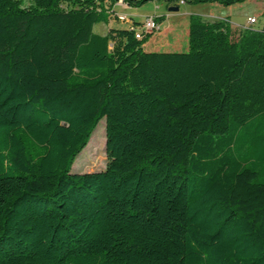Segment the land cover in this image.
Returning a JSON list of instances; mask_svg holds the SVG:
<instances>
[{
	"label": "trees",
	"instance_id": "obj_1",
	"mask_svg": "<svg viewBox=\"0 0 264 264\" xmlns=\"http://www.w3.org/2000/svg\"><path fill=\"white\" fill-rule=\"evenodd\" d=\"M119 1L154 0H0V264H264V25L147 51L93 32ZM103 119L105 168L73 172Z\"/></svg>",
	"mask_w": 264,
	"mask_h": 264
},
{
	"label": "rangeland",
	"instance_id": "obj_2",
	"mask_svg": "<svg viewBox=\"0 0 264 264\" xmlns=\"http://www.w3.org/2000/svg\"><path fill=\"white\" fill-rule=\"evenodd\" d=\"M22 4L27 6L28 3L31 2V0H21ZM208 4H183L180 5V10L178 12H168V2L165 0H154L152 2H148L144 5L138 6V7H125L124 5H115V11L117 14H121L125 16L126 18H132L134 22L142 23L146 17H158L165 15L167 16L166 22L161 27V32L166 30L167 28H170L171 30L174 29V27L178 26L182 21L183 18L181 17V14L183 10L188 9L191 14H197L199 15V12H204ZM238 10V9H236ZM241 13L236 14V16L233 18L234 23L237 25H244L246 23V16L247 13L256 14V10L254 6H251V3L248 5H245L240 11ZM190 14V15H191ZM114 23H119V21H116ZM264 25V14H259L257 16V22L252 25L251 27L253 29H259ZM246 26L247 23H246ZM106 28V25H103L102 23L96 24L93 27V32L96 34H102L104 33ZM172 38L173 36H166L164 37L163 41L169 43V47L164 48L162 50H159V52H178L182 53L187 50V28H186V35L185 37L179 36L176 45L172 44ZM184 38V39H183ZM162 41V42H163ZM154 40H151L146 45V49L148 47H151L153 45ZM105 122L104 119L99 122L95 130L93 131L86 147L82 150V152L79 154V156L75 159L74 164L72 166V171L78 174L83 173H90V172H96L101 171L106 166V152H105Z\"/></svg>",
	"mask_w": 264,
	"mask_h": 264
},
{
	"label": "crops",
	"instance_id": "obj_3",
	"mask_svg": "<svg viewBox=\"0 0 264 264\" xmlns=\"http://www.w3.org/2000/svg\"><path fill=\"white\" fill-rule=\"evenodd\" d=\"M248 3L249 4L251 3V6H254V8L256 10V14L251 15V13H247L248 15H243L244 17L246 16V23H247V20L251 19V18H254L257 22V16L259 14H264V0H247L246 2H244L242 4H237V5L230 6V7H221L218 4H208L207 5L208 8H206L204 10V12H199V15L191 14L190 11H188V9H185V10H183V12L181 14L183 21L178 26L174 27V29L171 30L170 28H167L163 32H161V27L166 22L165 18H167V16H165V15L158 16V17H162L163 20L160 21V23H159L158 31L155 32L153 34V36L150 38L149 42L151 40H154V42H153V45L151 47H148L147 51H159V50H162L164 48L169 47V43L163 41L164 37H166V36H173L171 45H173V46L176 45L177 41H179L178 40L179 36L185 37L186 28L188 25V19L192 15L199 16L200 18H202L203 20L208 21V22L225 21L232 28L246 27V23L244 25H237L236 23H234L233 18L236 16V14L241 13L240 11H242L243 7L245 5H248ZM175 7L178 8V11L180 10V6H175ZM168 8H170V6H168ZM236 9H238V10H236ZM119 15H121V14H119ZM127 19H130V18H127ZM126 27H127V24H125V23H117L116 24L114 22H110L106 26L104 33L99 34V35H105L108 28L125 29Z\"/></svg>",
	"mask_w": 264,
	"mask_h": 264
},
{
	"label": "built area",
	"instance_id": "obj_4",
	"mask_svg": "<svg viewBox=\"0 0 264 264\" xmlns=\"http://www.w3.org/2000/svg\"><path fill=\"white\" fill-rule=\"evenodd\" d=\"M165 1L168 2V4H169L168 6H170V7L175 6L174 0H165ZM118 4L123 5L121 1H119ZM183 4H184L183 1L179 0L178 6L183 5ZM117 20L119 22L126 23L127 28H129L131 31H133L135 33L136 39H141L144 35H147V34H153V33L157 32L159 29V25L155 21L154 17H146L144 19V21L138 27L132 26V22L122 15H118ZM255 23H256V20L254 18L247 20L248 27H251Z\"/></svg>",
	"mask_w": 264,
	"mask_h": 264
},
{
	"label": "water",
	"instance_id": "obj_5",
	"mask_svg": "<svg viewBox=\"0 0 264 264\" xmlns=\"http://www.w3.org/2000/svg\"><path fill=\"white\" fill-rule=\"evenodd\" d=\"M178 8L177 7H170L168 8V12H177Z\"/></svg>",
	"mask_w": 264,
	"mask_h": 264
}]
</instances>
